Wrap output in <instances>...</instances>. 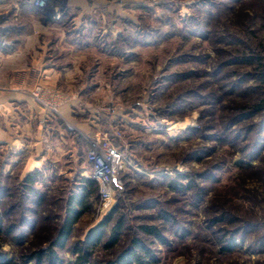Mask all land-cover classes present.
<instances>
[{
  "label": "rangeland",
  "instance_id": "1",
  "mask_svg": "<svg viewBox=\"0 0 264 264\" xmlns=\"http://www.w3.org/2000/svg\"><path fill=\"white\" fill-rule=\"evenodd\" d=\"M112 2L123 10L117 34L104 31L108 3L77 21L79 11L44 20L76 49L60 56L58 64L69 66L58 68L59 82L24 89L32 101L37 84L63 95L58 114L34 101L48 116L35 125L53 147L34 167L42 171L41 203L21 189L30 148L12 162L0 147V215L5 224L32 223L19 229L22 240L2 234L0 254L8 264H37L25 258L56 236L78 178L92 175L86 153L100 132L126 165L105 228L107 238L122 218L121 240L99 246L97 264L139 236L158 264H264V109L242 110L264 98L257 61L264 62V0ZM89 203L67 246L57 248L64 264L74 263L73 245L110 212L99 191ZM142 224L156 225L167 243L143 234Z\"/></svg>",
  "mask_w": 264,
  "mask_h": 264
},
{
  "label": "crops",
  "instance_id": "2",
  "mask_svg": "<svg viewBox=\"0 0 264 264\" xmlns=\"http://www.w3.org/2000/svg\"><path fill=\"white\" fill-rule=\"evenodd\" d=\"M22 1L29 2L0 0V11L7 10L11 2H17L21 21L15 34L16 47H0V142L15 138L31 139L27 141L30 142L27 146L31 152L25 170L27 173L41 165L53 147L48 145L50 141L43 134L45 129L42 125L48 116L24 94V89L34 83L59 82L61 74L58 68L69 66L68 63L58 64L60 56L66 53V49L70 53L76 48L68 45L65 30L54 23L48 25L44 22L54 20L56 16L41 8L22 6ZM100 3L109 5L106 14L102 15L106 22L104 31L120 33L118 27L123 10L112 0H65L61 11L70 16L79 11V15H75L77 21L84 13L91 12L94 4ZM37 122L43 124L36 127Z\"/></svg>",
  "mask_w": 264,
  "mask_h": 264
},
{
  "label": "trees",
  "instance_id": "3",
  "mask_svg": "<svg viewBox=\"0 0 264 264\" xmlns=\"http://www.w3.org/2000/svg\"><path fill=\"white\" fill-rule=\"evenodd\" d=\"M21 5L38 8L31 0H29V2L22 1ZM60 20L61 18L59 21ZM19 26L20 22L13 24L15 34L17 30H19ZM261 59L262 58H258L257 61L263 79L262 82H264V62ZM248 108H254L255 110L264 109V98L246 105L242 110L246 111ZM240 165L245 166L248 164L245 163ZM41 173V169L36 167L25 173L22 182L20 183L21 189H24V191L27 189L31 194L35 195V202L37 204L41 203L43 200V195H41L35 187ZM78 179L79 182L76 191L68 198L65 207V214L57 230L56 236L46 247L40 248L29 254L25 260H33L36 261L37 264H64L62 258L57 252V248L62 249L67 246L69 239L74 233L76 224L82 215L90 208V197L96 193L98 194L99 188L97 181L91 176L83 175ZM175 183L176 182H174V184ZM14 208L15 205H13L12 209ZM115 211L116 208L107 213L99 223L87 231L83 239L73 245L72 252L76 254V260L72 264H97L95 261V252L99 246H103L105 249H111L120 242L121 229L124 227L122 218H120L116 225H114L110 234L106 238L105 228L111 222ZM31 224L32 223L26 218H21L19 222L5 224L3 216L0 215V236L4 233L9 235L16 233V239L18 241L22 240L25 237L22 233L24 234L25 232L19 229H23L24 227L31 228ZM140 231L150 237H156L164 244L167 243L166 237L162 231L154 224H142L140 226ZM235 242V240L231 241L228 246L224 247V249H232L236 246ZM158 259L159 258L155 255L154 250L146 243L145 239L139 236L133 237L126 247L121 249L114 258L104 262V264H158ZM9 262L10 260L5 259V257L0 254V264H8Z\"/></svg>",
  "mask_w": 264,
  "mask_h": 264
},
{
  "label": "built area",
  "instance_id": "4",
  "mask_svg": "<svg viewBox=\"0 0 264 264\" xmlns=\"http://www.w3.org/2000/svg\"><path fill=\"white\" fill-rule=\"evenodd\" d=\"M65 0H32L33 4L58 17L61 15ZM122 2L123 0H115ZM19 4L11 2L7 10L0 11V47L14 49L17 44L13 22L19 19ZM33 100L48 109L51 114H58V102L63 95L54 88L37 84L30 90ZM3 143V144H2ZM91 147L86 153L87 161L92 165V175L99 186L101 209L104 213L110 211L114 203L115 187L121 185L120 174L124 170L126 161L122 150L106 133L98 132L91 140ZM27 142L24 138L0 142V147L7 150L12 162L23 153Z\"/></svg>",
  "mask_w": 264,
  "mask_h": 264
}]
</instances>
